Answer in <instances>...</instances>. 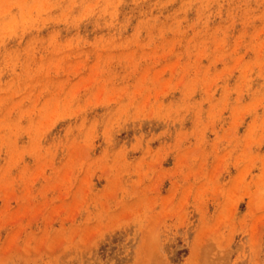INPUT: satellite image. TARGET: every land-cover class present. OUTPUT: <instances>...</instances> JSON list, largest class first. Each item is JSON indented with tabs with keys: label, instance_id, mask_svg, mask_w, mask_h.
I'll return each instance as SVG.
<instances>
[{
	"label": "rangeland",
	"instance_id": "374dc122",
	"mask_svg": "<svg viewBox=\"0 0 264 264\" xmlns=\"http://www.w3.org/2000/svg\"><path fill=\"white\" fill-rule=\"evenodd\" d=\"M0 264H264V0H0Z\"/></svg>",
	"mask_w": 264,
	"mask_h": 264
},
{
	"label": "bare ground",
	"instance_id": "6f19581e",
	"mask_svg": "<svg viewBox=\"0 0 264 264\" xmlns=\"http://www.w3.org/2000/svg\"><path fill=\"white\" fill-rule=\"evenodd\" d=\"M52 102H55V101H52Z\"/></svg>",
	"mask_w": 264,
	"mask_h": 264
}]
</instances>
